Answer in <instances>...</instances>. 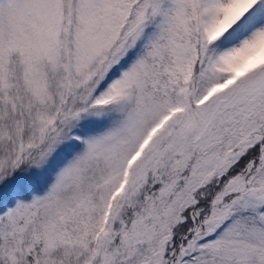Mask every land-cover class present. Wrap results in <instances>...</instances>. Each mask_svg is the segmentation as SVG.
I'll use <instances>...</instances> for the list:
<instances>
[{"label":"snow or ice","instance_id":"6c2138e0","mask_svg":"<svg viewBox=\"0 0 264 264\" xmlns=\"http://www.w3.org/2000/svg\"><path fill=\"white\" fill-rule=\"evenodd\" d=\"M0 264H264V0H0Z\"/></svg>","mask_w":264,"mask_h":264}]
</instances>
